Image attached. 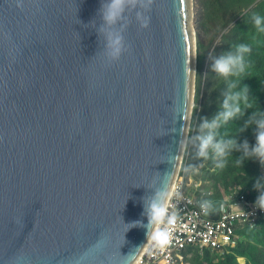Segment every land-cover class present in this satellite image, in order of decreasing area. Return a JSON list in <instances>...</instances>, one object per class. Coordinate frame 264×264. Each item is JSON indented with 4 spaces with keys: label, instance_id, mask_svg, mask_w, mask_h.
Returning <instances> with one entry per match:
<instances>
[{
    "label": "water",
    "instance_id": "95a60500",
    "mask_svg": "<svg viewBox=\"0 0 264 264\" xmlns=\"http://www.w3.org/2000/svg\"><path fill=\"white\" fill-rule=\"evenodd\" d=\"M100 2L0 0V264H134L149 241L131 222L147 223L157 193L166 205L183 166L193 0H152L110 26Z\"/></svg>",
    "mask_w": 264,
    "mask_h": 264
},
{
    "label": "trees",
    "instance_id": "16d2710c",
    "mask_svg": "<svg viewBox=\"0 0 264 264\" xmlns=\"http://www.w3.org/2000/svg\"><path fill=\"white\" fill-rule=\"evenodd\" d=\"M196 7L197 36L199 38L200 78L199 91L196 101L198 107L195 111L196 134L202 135L200 124L204 119L211 120L221 111V102L228 91L229 83L235 81L239 91L244 85L249 89V99L255 100V106L244 111L242 116L234 118L217 129V139L234 138L239 145L247 140L249 145L255 143V125H250L241 131L245 121L257 109L264 111V33L257 32L251 17L254 13L264 16V0H198ZM248 44L252 51L246 57L251 62V67L240 77L220 78L211 71L212 59L223 52L234 50L238 44ZM206 51V54L204 52ZM210 55V58H208ZM207 57V63L205 58ZM201 132V133H200ZM200 133V134H199ZM196 136V137H197ZM193 147V158L197 159L198 140ZM207 163L203 168L206 175H198L197 179L210 178L219 198L224 197V188H236L242 185L246 189L249 199L255 198L254 184L261 179L264 191V173L262 166L255 157H244L242 150H232L225 158V166L217 168V160L211 149ZM240 159L242 162L237 163ZM260 226L239 228L242 238L239 244L225 254L206 251L203 255L196 250L193 264H264V219H260ZM243 259V260H241Z\"/></svg>",
    "mask_w": 264,
    "mask_h": 264
},
{
    "label": "clouds",
    "instance_id": "9594fccd",
    "mask_svg": "<svg viewBox=\"0 0 264 264\" xmlns=\"http://www.w3.org/2000/svg\"><path fill=\"white\" fill-rule=\"evenodd\" d=\"M151 4L152 0H101L98 11L103 22L110 26L122 19L127 9L139 6L145 9V11H148L151 8ZM16 6L22 8V0H17ZM137 18L141 21L140 27L142 29L148 27L149 17L137 13ZM251 21L257 32L264 33V16L254 13L251 17ZM123 51V36L119 32L108 33L105 53L107 59L109 61H117L121 57ZM251 51L252 49L248 44L241 43L235 45L234 50L223 52L212 59L210 65L211 71L220 78L228 79L229 77H236L239 79L251 67V62L246 59ZM235 88V81L229 83L228 91L224 94V98L220 105L221 111L211 120L204 119L201 122L200 128L203 134L196 137V140L199 142L197 155L202 158H207L209 150L211 149L214 158L217 160L216 167L223 168L225 166V158L232 150H242L244 157H255L259 161L263 167L262 171L264 173V111L259 109L253 111L241 128V131H244L250 125H255V131L253 133L255 143L251 146L247 140H244L238 145L234 138H216L217 129L220 128L221 124H225L234 118L242 116L245 110L255 106V100L249 99V89L247 85L242 86L239 91H233ZM170 159L174 160L175 157H170ZM241 162L240 159L237 160L238 164ZM181 169L179 176H185V170L183 171V168ZM261 187V179H257L254 188L259 191ZM166 195H168V192L162 191L157 193L152 200L148 202L147 207L142 213V215L146 217L147 223H143L140 220L131 222L132 227H143L146 230V241L151 242L159 248L167 246L171 241V232L167 227L163 226L165 225V218L167 217V225L169 226L174 224L175 219L174 217L168 216L167 203L165 205L162 199ZM255 206L264 212V191H259L255 200ZM201 207L207 212L211 204L206 201ZM187 257L189 256L187 255Z\"/></svg>",
    "mask_w": 264,
    "mask_h": 264
},
{
    "label": "built area",
    "instance_id": "2783aa9c",
    "mask_svg": "<svg viewBox=\"0 0 264 264\" xmlns=\"http://www.w3.org/2000/svg\"><path fill=\"white\" fill-rule=\"evenodd\" d=\"M189 185L180 175L166 205L168 216L175 218L169 226L166 217L163 225L171 232L170 243L159 248L149 242L136 264H179L196 250L225 254L239 244V228L259 227L260 219H264V212L255 206L260 190H256L254 199H249L246 189L239 186L225 199L215 201L214 190L198 184L189 193ZM206 201L211 204L207 212L201 207Z\"/></svg>",
    "mask_w": 264,
    "mask_h": 264
},
{
    "label": "rangeland",
    "instance_id": "374dc122",
    "mask_svg": "<svg viewBox=\"0 0 264 264\" xmlns=\"http://www.w3.org/2000/svg\"><path fill=\"white\" fill-rule=\"evenodd\" d=\"M199 1L198 0H193V7H194V26L197 30V10H196V7L198 8L199 6ZM198 37V36H197ZM204 54H206V51L204 52ZM201 55V52L199 50V38H198V44H197V60H198V63H197V72H196V85H195V99H194V105H193V110H192V116H191V122H190V134H189V139H188V144L186 146V150H185V154H184V165L182 166L183 168V171L185 169V166L188 165L190 166V169L195 171V175L189 171V169L187 170V173L186 175L191 177V178H196V176L198 175H203L205 176L206 175V172L203 171V168L204 166L206 165L207 161L206 159H202V157H199L197 159L193 158V152H194V149L195 147H193L194 145V142H195V137L197 136L196 134V122H195V111H196V108L198 107V102L196 101L197 99V96H198V91H199V82H198V79L200 78V70H199V57ZM210 58V55L209 57ZM205 62L207 63V57L205 58ZM201 133V132H200ZM199 133V134H200ZM196 150H198V148H196ZM182 170V169H181ZM196 180V179H195ZM207 180V186L210 187L209 185H213V181L208 178L206 179ZM234 187L230 186L229 188H224V193L226 191H229V190H233ZM217 192V191H216ZM215 192V193H216ZM224 195V194H223ZM192 251V250H190ZM202 255L204 253H201ZM195 256L196 254L193 253L190 257H187L185 256V258L183 260H180L179 261V264H193V260L195 259ZM243 260V259H241Z\"/></svg>",
    "mask_w": 264,
    "mask_h": 264
},
{
    "label": "crops",
    "instance_id": "0c3cea01",
    "mask_svg": "<svg viewBox=\"0 0 264 264\" xmlns=\"http://www.w3.org/2000/svg\"><path fill=\"white\" fill-rule=\"evenodd\" d=\"M188 169H189V171H191V172L195 175V171L191 170V169H190V166L186 165V166H185V169H184V170H185V180H186L188 183L191 184V185H189V186L186 187L187 192H189V193H193V192H194V187H195L196 185H198V184H203L204 186L208 187V186H207V180H206V179H204V178H200V179L195 178V179H196V180H195L194 178H191V177L187 176L186 173H187V170H188ZM262 172H263V171H262ZM239 186H242V185H239ZM239 186H237V187L234 188L233 190L237 189ZM242 187H243V186H242ZM208 188L214 190V199H215V201H221L222 199H225V198L227 197V194L233 191V190L226 191V192L224 193V197H223V198H219V197L217 196V193H215L216 190H215L213 187H208Z\"/></svg>",
    "mask_w": 264,
    "mask_h": 264
},
{
    "label": "bare ground",
    "instance_id": "6f19581e",
    "mask_svg": "<svg viewBox=\"0 0 264 264\" xmlns=\"http://www.w3.org/2000/svg\"><path fill=\"white\" fill-rule=\"evenodd\" d=\"M172 191H173V190H172ZM170 196H171V194H169V197H170ZM169 197H168V198H169ZM134 264H136V261L134 262Z\"/></svg>",
    "mask_w": 264,
    "mask_h": 264
}]
</instances>
